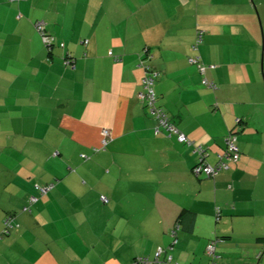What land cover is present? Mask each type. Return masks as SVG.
I'll return each instance as SVG.
<instances>
[{
  "label": "crops",
  "instance_id": "1",
  "mask_svg": "<svg viewBox=\"0 0 264 264\" xmlns=\"http://www.w3.org/2000/svg\"><path fill=\"white\" fill-rule=\"evenodd\" d=\"M136 1L70 0L67 14L65 4L40 11L33 0H0V233L6 213L20 224L2 237L0 264H78L67 260V229L49 222L67 218V199L86 202L93 191L88 179L110 189L107 203L96 197L99 218L111 221V229H103L95 264L151 257L170 244L175 223L177 242L169 251L177 264H206L205 246L214 236L222 238L218 264H264V100L248 99L250 91L261 94V80L254 69L212 54L228 35L212 25L237 9L209 2L205 23L194 0ZM39 20L63 48L46 47L35 28ZM195 25L207 35V47L200 43L197 50L210 63L205 76L216 82L214 90L187 62ZM145 49L158 71V103L189 144L153 133L154 120L138 96ZM67 51L72 63L64 59ZM236 118L243 120L237 163L214 178L195 176L194 144L206 148L213 165ZM51 182L39 196L35 184ZM29 196L38 198L27 212Z\"/></svg>",
  "mask_w": 264,
  "mask_h": 264
},
{
  "label": "rangeland",
  "instance_id": "2",
  "mask_svg": "<svg viewBox=\"0 0 264 264\" xmlns=\"http://www.w3.org/2000/svg\"><path fill=\"white\" fill-rule=\"evenodd\" d=\"M3 1L8 3L7 0ZM22 1L25 4L32 5V0ZM67 1L70 0H33V6L40 11L47 7L48 4L52 7L62 8L64 4L67 7ZM74 1L72 0V2ZM171 1L169 0L168 2L170 3ZM147 2L148 0H141V4H147ZM196 2H198L196 6L199 7L201 15L197 19H202L205 23H207L208 19L205 16L207 12H204L203 8L207 7L209 2L212 5L227 2L232 10L237 9L235 14L232 13L229 20H226L225 23L218 24L215 21L214 23L217 24L212 25L215 33H217L216 30L219 32L223 28L224 31L228 32L225 37L218 38L217 46L220 47H217L212 54H219L228 58V61H234L232 63L234 67L241 66L242 68L254 69L256 77L261 80L260 91L262 96L258 90H254L250 91L248 99L256 101V99L260 98L264 100V0H194V3ZM138 3H140L139 0L136 1V4ZM73 6V4H70L67 7V14L73 11ZM77 15L74 18H77ZM198 27L203 29L201 26ZM215 39L214 35L210 36L211 41H215ZM206 40L207 35L204 33L200 48L207 47ZM200 64L209 67L210 63H205L201 59ZM98 175L99 173L95 172L92 178H96ZM80 180L85 182L83 177ZM93 185L91 180L88 179L85 186L93 191L89 193L90 196L86 199V202H70L68 199L67 202H62V206L67 210V218L58 223L49 222L50 228L59 229L62 226L67 229V260L70 258L75 260L76 258L77 261H80L78 264H95L94 256L98 254L101 246L99 242H102V237H105L103 229L108 226V230L105 233L111 229V221H109L108 225H105L108 220L99 218L102 208L96 203V197L99 198L100 194L108 197L110 189H107L103 184L97 189ZM81 190H85V188ZM55 205L57 204L55 203ZM42 222L46 221L41 219ZM107 236L112 237L110 235ZM42 262V260L38 261L37 264H42Z\"/></svg>",
  "mask_w": 264,
  "mask_h": 264
},
{
  "label": "trees",
  "instance_id": "3",
  "mask_svg": "<svg viewBox=\"0 0 264 264\" xmlns=\"http://www.w3.org/2000/svg\"><path fill=\"white\" fill-rule=\"evenodd\" d=\"M9 1V0H8ZM38 32V31H37ZM45 32L46 33H48L47 32V30H46V27H45ZM39 33V32H38ZM199 33H200V35H201V37H200V41H197V36L199 35ZM204 33H205V31L202 29V28H200V27H196L195 28V37H194V41H193V43L191 44V51H192V53L190 54V55H188L187 56V62L189 63V64H192V65H195L196 67H197V69H198V72L200 73V71H199V64H200V62H201V56H200V54L198 53V46H199V44L201 43V41H202V39H203V37H204ZM40 34V33H39ZM49 34V33H48ZM51 36H53L52 34H50ZM40 36H41V34H40ZM41 39H42V37H41ZM43 41V40H42ZM87 42V40L85 39L84 40V44ZM44 43V42H43ZM61 43H63V46H61L60 44ZM45 44V43H44ZM60 46V47H64L65 46V44H64V42H60V41H58V40H56V38H55V36H53V44H52V46L50 47V49L53 47V46ZM47 47V46H46ZM145 51V50H144ZM145 53L143 52V55H144ZM195 56H198L199 57V61L198 62H195V63H192V62H189V60H188V58L189 57H195ZM66 58H68L69 59V62H67L66 61V63H72L73 62V58H72V56H71V54L67 51L66 52V54H65V57H64V59H66ZM148 58V57H147ZM147 58H140V60L141 59H145V63L146 64H148V66H150V68L153 70V72L155 71V76H154V78H155V81H156V78H157V76H158V71L148 62V59ZM139 60V61H140ZM71 61V62H70ZM199 63V64H198ZM201 65V64H200ZM204 66V65H203ZM205 68H204V72L201 74L200 73V76L202 75V77H201V83H202V79L203 78H206L207 80H210V79H208L206 76H205V69H206V67L207 66H204ZM143 71H144V73H145V70L143 69ZM144 73H143V76H142V78L144 77ZM142 78H141V81H140V90L138 91V92H140L141 90H143V84H142ZM155 81H154V83H153V85H152V88H153V90H154V94H155V99H154V106L155 107H157L159 110H161L162 111V113H163V115L165 116V118H167V122L169 123V125H172L176 130H178L179 132H182L179 128H178V126L172 121V118L166 113V111L163 109V107L158 103V100H157V94H156V91H155ZM210 81H213L215 84H216V82L214 81V80H210ZM203 84V83H202ZM204 86H206V87H208V88H210V89H215V88H212V87H209V86H207L206 84H203ZM216 88H217V84H216ZM139 100L142 102V104L144 105V107H145V109H146V111H147V113L152 117V119L154 120V126H153V133L154 134H164L165 136H175L176 137V139L178 140V133H176V132H174V131H169L168 129H166V127L165 126H159V127H157V124H158V119L154 116V115H152L150 112H149V108H148V105H146V101L144 100V99H141V98H139ZM235 122H234V126L232 127V128H230L229 129V131H228V133L225 135V138H224V149H223V151H222V153H220V154H217V156H216V162L212 165V164H210V163H208L207 162V160H206V156H204V157H202V162L203 163H206V164H208V165H211V166H213V167H216L217 166V164L219 163V161H220V158L225 154V147H226V144H225V140H226V138L227 137H229L230 135H234L235 137H236V133H237V131L238 130H240V129H242V127H243V120L241 119V118H236L235 120H234ZM156 128H158V131L156 130ZM184 135H186L184 132H182ZM187 137V136H186ZM188 138V137H187ZM188 140L190 141V143L192 142L189 138H188ZM179 141V140H178ZM236 141H237V138H236ZM179 142H181V141H179ZM181 143H185V144H189V143H187V142H181ZM104 145L105 144H103L102 145V148H104ZM201 146V148L205 151V154L207 153V151H206V148L202 145V144H194V146H193V150L197 147V146ZM237 145H238V143H237ZM239 147V146H238ZM99 148H94V151H97ZM196 153H198L197 151H195ZM199 154V153H198ZM239 156H240V149H239ZM239 159V158H238ZM198 160H199V158L197 159V162L194 164V165H196L197 163H198ZM238 161V160H237ZM237 161H229L228 160V163L229 162H232L233 164H235V163H237ZM193 165V166H194ZM193 168V167H192ZM191 168V172L195 175V176H202V177H207V178H214V176L220 171V170H226L228 167H225V168H221V169H219L218 171H217V173L214 175V176H207V175H205V173L204 172H199V173H195L194 171H193V169ZM47 187V186H49V188L45 191V192H42L40 189H39V187ZM53 186H54V183L53 182H51V183H45V184H35V189L37 190V192H38V194H39V196H43V195H45L49 190H51L52 188H53ZM101 196H103V197H105L106 198V200L104 201V200H102L101 199ZM34 197H36V199L38 198L37 196H34ZM99 200L101 201V202H103V203H107L108 202V197H106L105 195H103V194H100V196H99ZM35 202V200H33V201H31L30 200V196H29V198H28V202H27V204L24 206V208H23V210L24 211H29L30 212V207H31V205L33 204ZM219 217H220V211H219V209L218 208H216L215 209V220L216 221H218L219 220ZM10 218L12 219V225L11 226H8L6 223H5V220L6 219H9L10 220ZM19 226H20V224L16 221V218H15V214H13V213H6L5 214V216L3 217V220H2V231H1V233H0V239L2 238V237H5V236H7V235H9V234H11V232L13 231V230H16V229H18L19 228ZM179 229V224L178 223H175L173 226H172V228L169 230V233H170V236H171V242H170V244L169 245H167L166 247H162V246H157V248L158 247H161L162 248V252H161V254L158 256V260L157 261H159L160 263L159 264H177L176 262H173L172 261V255H171V253H170V251L169 250H171L172 248H173V246H174V244L177 242V230ZM171 230H175V236H172L171 235ZM176 239V241H174ZM211 241H214V247H215V251H216V254L218 255L217 256V258H215L214 260H212V258H210V256L207 254V252H206V246L208 245V244H210L211 243ZM219 241H222V238L221 237H219V236H214V237H212L211 239H209L208 240V242H207V244H206V246H205V253H206V255H207V263L206 264H210L212 261H214L216 264H218V262H219V258H220V255H219V253L217 252V250H216V248H217V243L219 242ZM157 248H156V250H157ZM156 250L154 251V253H153V255L150 257V256H146V255H140V256H143V257H146V258H149L150 260H153V259H155V252H156ZM260 254L261 253H259L258 255L260 256ZM257 255V257H259ZM168 256H171V258H170V260H168ZM136 257H138V256H136ZM135 257V258H136ZM134 258V259H135ZM134 259H132L128 264H132L133 262H134Z\"/></svg>",
  "mask_w": 264,
  "mask_h": 264
},
{
  "label": "built area",
  "instance_id": "4",
  "mask_svg": "<svg viewBox=\"0 0 264 264\" xmlns=\"http://www.w3.org/2000/svg\"><path fill=\"white\" fill-rule=\"evenodd\" d=\"M35 28L36 30L41 34L42 40L45 43V45L50 48L53 44V36H51L50 34L45 32V22L43 20H39L35 22ZM200 33L197 36V41H200ZM61 46H63V43L60 44ZM149 56V54H147V50L145 49V54L143 55L142 58H147ZM189 62L195 63L199 61V57L195 56V57H189L188 58ZM65 61L69 62V59L66 58ZM199 64V63H198ZM139 66H142L143 69L145 70L144 73V77L142 78V84H143V90H141L138 94L139 98L144 99L146 102V105H148L149 108V112L154 115L157 119H158V124L157 127L159 126H165L166 129H168L169 131H174L176 133H178V140L181 142H187L190 143V141L188 140V138L186 137V135H184L182 132H179L178 130H176L172 125H169V123L167 122V118H165V116L163 115L162 111L159 110L157 107L154 106V99H155V94H154V90L152 88V85L155 81V71L153 72V70L150 68V66H148V64L145 63V59H141L139 61ZM204 66L199 64V71L202 74L204 72ZM202 83L206 84L209 87L212 88H216V84L213 81L207 80L206 78L202 79ZM156 130L158 131V128H156ZM107 134V130L103 131V144L106 143V135ZM225 154L220 158L219 163L217 164L216 167H213L211 165H208L206 163L202 162V157L206 156L205 151L201 148V146H197L194 151H197L199 154V160L198 163L196 165L193 166V171L195 173H199V172H204L205 175L207 176H214L217 171L221 168H225L228 167V160L229 161H237L239 158V147L237 145V141H236V137L234 135H230L229 137L226 138L225 140ZM49 188V186L47 187H39V189L42 192H45L47 189ZM102 200H106L105 197L101 196ZM30 200H36V197L34 196H30ZM5 223L8 226H11L12 223V219H6ZM171 235L175 236V230H171ZM176 241V239L174 240ZM162 252V248L158 247L156 252H155V259L150 260L149 258L143 257V256H138L134 259V262L132 264H159L160 262L157 261L158 260V256L161 254ZM206 252L207 254L210 256V258H212V260H214L215 258H217V254L215 251V247H214V241H211L210 244H208L206 246ZM259 256V255H258ZM171 256H168V260H170ZM210 264H216L214 261H212Z\"/></svg>",
  "mask_w": 264,
  "mask_h": 264
}]
</instances>
